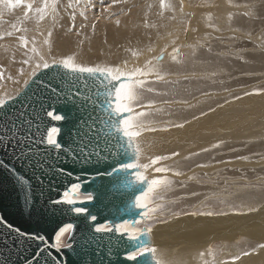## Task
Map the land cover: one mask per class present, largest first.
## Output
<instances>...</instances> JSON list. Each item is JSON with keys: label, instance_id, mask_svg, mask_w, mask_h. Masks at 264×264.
I'll return each mask as SVG.
<instances>
[{"label": "snow or ice", "instance_id": "snow-or-ice-1", "mask_svg": "<svg viewBox=\"0 0 264 264\" xmlns=\"http://www.w3.org/2000/svg\"><path fill=\"white\" fill-rule=\"evenodd\" d=\"M117 5H127L122 8L121 13L131 17L132 13L141 5L136 0H109L107 4L101 3L104 12ZM93 0H0V41L8 38L16 41L15 49L22 50L24 57L19 61L21 65H27L26 72L21 67L19 77L27 75L22 84L19 77L8 75L5 77V69L0 66V87L5 80L21 85L13 93L7 91L0 97V171L11 181L18 197V205L21 214L31 219L34 215L55 216L60 214L74 213L77 217L83 216L86 223L78 229L73 221L60 225L54 233L48 235L42 231H25L10 223L0 212V264H14L13 257L20 264H112L111 257L120 252L124 253V259L135 262V264H183L175 257H166L152 243V233L158 224H169L173 220L185 217L215 218L221 216L237 215L244 216L249 213L258 212L260 209L250 206L245 211L232 208L231 211L207 206L203 201V207L193 206L192 210L173 211L167 209L169 215H164L166 208L165 196L168 192L175 191L177 187H186L184 181H176L169 178L184 176L185 173L174 169L172 166H163L162 162L180 156L179 152L170 155H157L149 157L148 163H140L144 148L142 137L146 133L168 132L172 129H184L191 120L177 122L172 119L164 120L162 123L153 117L158 114L171 116L170 109L157 107L158 103L164 105L185 104L195 107L187 99H176V90L182 85L181 79L171 80L172 75L165 70L164 62L170 58V62L180 65L179 36L171 31L165 35L172 37L168 43L160 48L158 55H153L146 61L143 67H128L129 62L125 60L122 65L112 66L107 63L85 64L79 63L74 55L63 58L47 57L52 54V37L54 31L63 28L61 20L68 16L70 26L66 29L72 33L76 24L77 15L87 20V10L95 8ZM154 4H147L143 15V27L148 30H156V38L164 39L160 29H167L164 20L176 21L184 25L183 32H196L199 29L192 27V21L196 18V11L186 12L185 7L191 9H204L216 7L208 0H200L192 3V0H158L159 11L156 16L161 23L149 20V12ZM230 7H243L247 11L239 15L250 20L260 18L259 9L249 4H229ZM80 9L77 13V9ZM21 10L22 16L17 22L3 21L5 11ZM170 13V16H166ZM204 15V13H201ZM115 15V13H110ZM237 13L229 12L227 19L231 28V21ZM209 21L212 14H206ZM32 23L33 27L27 25ZM9 24V27H3ZM119 26L120 21H116ZM82 27H87L83 25ZM92 32L95 33L96 25L92 24ZM140 27V25H137ZM213 31L220 32L221 29L207 24ZM233 32L237 28H231ZM33 32L31 36L29 32ZM77 36L81 35L76 31ZM147 34V33H146ZM249 37L251 33L249 32ZM149 40L152 39L148 35ZM220 39V37H213ZM235 40V36L228 37ZM209 40V37H205ZM83 43V40L79 41ZM193 47V55L196 49L205 48L211 53L210 43L188 45ZM5 51L9 48L0 43ZM171 47L172 51L168 52ZM148 53H155L156 48L148 45ZM264 50V46H262ZM143 54V50L133 51L134 58ZM242 59V57H236ZM15 62V55L12 57ZM246 62V61H245ZM220 71H212L200 79L212 78L220 75ZM196 79L195 73L183 75V82H191ZM223 83V81H221ZM164 85V88L157 87ZM169 97L162 101L156 99H145V96ZM204 96H212L209 91L203 92ZM264 95V89L245 91L243 96L235 95L232 100L225 99V103H232L243 99L244 96ZM62 103L72 110L73 120L71 127L65 132L60 125H48L46 117L53 121H66L68 116L63 113L49 110L51 105ZM217 107L223 108L224 104ZM217 107H210L202 111L194 119L199 120L215 113ZM63 134V136H62ZM220 141L205 147L200 152H193L185 156L188 160L199 157L202 153H208L213 149H220L224 144ZM231 151H237L232 148ZM259 155V154H258ZM235 159L250 162L249 156H238ZM68 160L73 166H79L81 170L91 176V180H81L77 176L76 181L65 187L60 198L50 199L44 203L43 177L49 173L59 175H71L66 172L62 165ZM214 163H197L198 168L215 167L216 164H231V159L215 160ZM152 168L155 173L162 174L158 178L149 179L146 175L148 169ZM128 177L125 184L124 176ZM207 176V173L204 174ZM31 176L41 188L37 189L29 179ZM103 177L112 178L110 187L103 183L96 186V181ZM194 177L189 176L188 180ZM89 185L88 188H83ZM132 187L131 194L124 191ZM90 189V190H89ZM5 191L0 182V197ZM105 193L126 197L123 200L124 207L118 212L117 219H107L98 222V216L91 212L88 207L80 206L90 204L96 196H104ZM199 195L192 192L191 196ZM189 197H179L187 199ZM206 200L213 197H206ZM167 203L175 204L176 200ZM220 204L225 201L220 199ZM67 205L68 208H57L55 206ZM207 209V210H206ZM142 227H139L141 226ZM104 235H108L107 242ZM67 237V239H65ZM113 249L115 251H113ZM259 250H264V243L258 244L251 251H243L235 255L231 264L241 260V256L248 257ZM212 253L211 247L206 250ZM206 252L199 253L201 259ZM205 264H208L205 261ZM222 264H229L223 261Z\"/></svg>", "mask_w": 264, "mask_h": 264}, {"label": "rangeland", "instance_id": "rangeland-1", "mask_svg": "<svg viewBox=\"0 0 264 264\" xmlns=\"http://www.w3.org/2000/svg\"><path fill=\"white\" fill-rule=\"evenodd\" d=\"M218 1L219 0H208V3H212L219 7V4L222 2L219 3ZM232 1L234 4L255 5L261 14L260 18L250 20L245 16L239 15L248 9L243 7H230L231 10L227 13H237L231 21V28L239 29L233 32L229 27V21L226 23L224 22L223 12L219 9V12H217L218 10L215 11V8H218L217 6L204 9H192V11L195 10L198 14L191 22L192 27H196L199 30L196 32L189 31L186 35L183 32L184 25L179 22V17L176 21H163V23L168 25L167 30L179 36L177 44L183 45V47L180 48V59L183 61L184 65L188 64L189 59L186 58V62L183 58L192 54L194 51L193 47H189L188 45H196L199 43L207 47L210 43L212 51L209 53L205 48L196 49V52L199 54L198 62H202L198 67L189 64L188 66H184L183 64L177 66V64L174 63L173 65L175 67H173V70L172 68L169 70L165 67V70L172 73V75L168 77L171 80L181 79L182 81L183 75L195 73L196 79L191 82L182 81V85L176 90L175 96L176 99L189 100L195 107L176 103L170 105L158 103L157 107L170 109L173 114L170 117L164 114H158L153 118L161 122L168 119L177 122L191 120L192 123L186 124L184 129L170 130V132L173 131L175 133L174 136L181 134L178 138H181L183 133L192 130L202 132L209 138L208 144L210 146L206 145L205 147L211 148V144H214V142L224 141L225 143L220 149H213L210 153L204 154V156L200 158L192 157L188 161H185V156H181V148H175V150L173 148L166 150L163 154H158L170 155L174 151L180 153L179 157L164 161L162 165H170L174 169L184 172L185 175L180 177H173L170 173L168 175H170L169 178L176 181H184L187 185L182 188L177 187L175 191L168 192L165 196V200L162 202L165 203L166 211L164 215L166 216L169 215L167 209L173 211L192 210L193 206L203 207L202 201L207 206L214 207L217 210L219 208H224L225 210L231 211L232 208L238 207L240 211L247 212L250 206L257 207L260 210L244 216L229 215L215 218H187L182 216L183 218H187L184 220L186 224L185 226H178V229H176V234L174 233L175 235L173 238L177 243L175 242L173 245L175 246L174 249L177 255H185H183L184 259L182 262H186H183V264H187L188 261V264H205V261H207L208 264H220L221 261H228L229 264H231L235 255L241 254L243 251H251L258 244L264 243V197H261V195H264V95L244 96L241 100L225 103V99L232 100L235 95L243 96L245 91L264 89V50H262V46H264V0ZM65 2H67V0H65ZM102 2L107 4L109 0H93L96 6L95 8L87 10V20H83L77 15L75 21L76 28L72 33L66 31L70 26V20H62L61 24H63L64 27H58L54 31L52 37V54L47 57L48 59L52 57L59 59L68 55H74L79 63H107L116 66V64L122 63L121 61L127 58L135 59L132 55L133 51L143 50V53H146L151 58L153 55H156L158 51L156 50L155 53L150 55L151 53H148L146 50L148 45L157 48L155 44H159L165 39L166 43H168V38L165 35V33L168 32L166 29H160L161 35H164L165 38L161 39V41L159 39L158 41L156 38V30L153 29V31L149 33L151 30L145 29L142 26L144 23L142 17L146 5L149 3L155 5L149 12V20L158 24L161 23L156 16V13L159 11L158 0H136V3L141 5V7H138L132 13L131 17L121 13V9L127 8V5H117L110 8L108 12H104L103 8L100 6ZM199 2L200 0H192L193 4ZM185 8L186 12H191V8L187 6ZM79 11L80 9L78 8L77 13H79ZM222 11H224L223 8ZM209 12L212 14L211 21H209L206 16ZM110 13H115V15H110ZM201 13H204V15ZM217 14H220V16ZM20 16H22V11L19 9L11 12L5 11L2 20L15 23ZM166 16H170V13H166ZM67 18L68 16L65 15L64 19L66 20ZM122 19L125 20L117 26L115 22L117 20L121 21ZM0 23H2V21H0ZM29 24L32 25V23ZM92 24L96 25L94 34L92 32ZM207 24L218 27L221 31L215 32L212 27H206ZM83 25H87V27H82ZM137 25L141 26L137 27ZM5 26L9 27L7 24H3V27ZM29 28L32 27L30 26ZM1 29L2 28H0V30ZM76 31H80L81 35L77 36L75 34ZM128 32L130 33L127 34ZM249 32L251 33V37L248 35ZM145 33H149L152 39L149 40ZM32 34L33 32L31 31L28 33L29 36ZM206 36L209 37V40H205ZM230 36H235L236 39L229 40L228 37ZM213 37H220V39H213ZM171 38L172 37H170V39ZM81 40H83L82 44L79 43ZM136 41H142L138 49L134 48V42ZM0 43L7 45L9 48L8 51H5L3 47H0V66L4 64L5 77L8 75L19 77L18 70L21 67H24L26 72L30 70L27 65H21L19 63L24 57L21 55L22 50L15 49L16 41L14 39L8 38L4 41H0ZM168 50L171 52V47ZM199 51L202 52L201 55ZM13 55H15V62L12 61ZM141 56L142 55L138 58H141ZM236 57H242V59H237ZM148 59L145 60L147 61ZM135 60H137V58ZM146 61L141 64L142 66L140 64L139 66L143 67ZM16 68L19 69L16 70ZM214 70L220 71L221 73L214 77L215 83H212V78L200 79L201 74L206 76ZM26 78H28L27 75L19 77L21 84ZM221 81H223V83H221ZM19 87H21V85L5 80L3 82V87H0V97L4 95L5 91L11 94ZM157 87L164 88V85H158ZM204 91L212 92L213 95L206 97L203 95ZM153 98L159 102L169 97H151L147 94L145 96L146 100ZM218 104H224V107L219 108L217 107ZM210 107H217V111L215 113H210L204 119H199L200 121L194 119L195 116H199L202 111H207ZM236 107H253L254 111L252 110L251 115L247 116L246 112L241 113L240 110L235 109ZM225 114H227V117L223 118ZM162 117L165 119H161ZM251 120L254 121L252 122ZM190 132L188 134H190ZM149 144L156 145V143L153 142ZM156 146L162 147V145ZM143 148L147 149V146L144 144ZM232 148H236L237 151H231ZM202 149L196 152H200ZM150 154V157L157 156L156 152L153 150H150ZM207 155H209V157H207ZM245 155L250 157V162L235 159L238 156ZM213 156H215L216 161L231 159L234 162L231 164H216L215 167L209 168L196 167L197 163H214L212 160ZM149 171L150 173L151 171L154 172L152 168H150ZM205 173H207V176L204 175ZM154 174V178H158L162 175H158L159 173L155 172ZM189 176L194 177V179L188 180ZM192 192H198L199 195L191 196ZM179 197L189 198L179 199ZM206 197H213V199L206 200ZM220 199H223L225 203H218ZM169 200H176V203L169 204L167 203ZM195 225H198L197 228ZM139 227H142V225ZM188 229L191 233L188 232ZM206 232H208V234ZM207 238H209V240ZM65 239H67V237H65ZM164 239L165 238H162L161 240ZM166 243L171 244V239L166 240ZM208 247L212 249L211 254L206 252ZM203 250L206 252V258L204 257L202 260L199 253ZM259 251L253 253L254 256H248L243 259V256H241V260L237 261L236 264H264V250Z\"/></svg>", "mask_w": 264, "mask_h": 264}, {"label": "water", "instance_id": "water-1", "mask_svg": "<svg viewBox=\"0 0 264 264\" xmlns=\"http://www.w3.org/2000/svg\"><path fill=\"white\" fill-rule=\"evenodd\" d=\"M49 110H54L58 113H63L68 116V120L66 121H53L51 118L46 117V122L48 125H60L62 128H64L65 132L68 131V129L71 127V122L73 120L72 110L70 107L64 106L62 103H56L51 105ZM63 136V134H62ZM59 167H63L66 172H70L71 175H59V174H53L49 173L47 176L43 177L44 185H43V193H44V203L47 204V202L50 199H57L60 198L62 192L65 190V187L72 184L76 181L77 176L81 178V180H91V176L87 173L83 172L79 166H73L72 162L68 160L66 163L62 165H58ZM124 176V174H121ZM29 179L32 180L33 185L35 188L39 189L41 188V185L37 183L31 176H29ZM112 180V178L109 177H103L100 180L96 181V186L99 187L101 183L105 185V187H110L109 181ZM0 182L3 183L5 191L3 193V196L0 197V212L3 213V215L6 217V219L18 226L19 228L25 230V231H42L48 235H51L55 232V230L62 224L67 223L69 221H73L78 229L80 227H83V225L86 223L83 216L77 217L74 213H66V214H60L59 212L55 216L46 215V216H40V215H34L31 219L21 214L19 205H18V197L15 193V189L13 188V185L11 181L5 176V174L0 171ZM124 182L125 184L128 183V177L124 176ZM89 185H84L83 188H88ZM90 190V189H89ZM127 193L131 194L133 191L132 187H127L124 189ZM126 199V197H122L120 195H112L105 193L104 196H96L94 201L90 204L86 205H80L84 207H88L91 212L96 214L98 216V222H103L107 219H117L118 212L123 209L124 203L123 200ZM57 208H68L69 206L63 205V206H55ZM108 235H104V241L107 242ZM113 251H115L113 249ZM3 257H0V260H2ZM112 264H135V262L127 261L124 259V253L120 252L116 255H113L111 257ZM14 264H20L19 261L13 257Z\"/></svg>", "mask_w": 264, "mask_h": 264}, {"label": "bare ground", "instance_id": "bare-ground-1", "mask_svg": "<svg viewBox=\"0 0 264 264\" xmlns=\"http://www.w3.org/2000/svg\"><path fill=\"white\" fill-rule=\"evenodd\" d=\"M219 3L220 2H222V3H220L219 4V7L218 8H215V11L216 10H221V12H223L222 13V15L224 16V22L226 23V22H228V19H227V12L229 11V10H231V8H230V6H229V4H234V2L232 1V0H219L218 1ZM236 4V3H235ZM239 4V3H238ZM101 5V4H100ZM222 8L224 9V11H222ZM186 9V8H185ZM234 9V8H233ZM219 10L217 11V12H219ZM238 10V9H237ZM191 11H192V9H191ZM11 15H12V13H11ZM198 15V14H197ZM218 15V14H217ZM13 16V15H12ZM11 16V17H12ZM216 16V15H215ZM218 16H220V14L218 15ZM217 16V17H218ZM17 17V16H16ZM16 17H14V18H16ZM4 18V17H3ZM13 19V18H12ZM135 19V18H134ZM67 20H69V17L65 20V19H63V21H67ZM125 19H122L121 21H120V23L122 22V21H124ZM136 20V19H135ZM135 20H133V21H135ZM152 20V19H151ZM105 21H106V19H105ZM132 21V22H133ZM61 22H62V20H61ZM116 23V22H115ZM134 23V22H133ZM137 24V23H136ZM8 26H9V24H7ZM175 25V24H174ZM33 27V25H31V24H28V27ZM116 26V25H115ZM141 26V25H140ZM172 26V25H171ZM6 27V26H5ZM175 27V26H174ZM173 27V28H174ZM168 29V28H167ZM166 29V30H167ZM3 29H1L0 31H2ZM174 30V29H173ZM125 31H126V28H125ZM153 30H151L149 33H151ZM167 31H170V30H167ZM178 31V30H177ZM127 32V31H126ZM240 32V31H239ZM130 32H128L127 34H129ZM149 33L148 34H146L147 36L149 35ZM113 34H115V33H113ZM166 34V33H165ZM107 36H109V35H107ZM168 38V40L170 39V37H167ZM186 38V37H185ZM196 38V37H195ZM166 40V39H165ZM164 40V41H165ZM167 40V41H168ZM159 41V40H158ZM160 41H161V39H160ZM164 41H161L159 44H155V45H157V48H156V50L158 51L157 53H156V55H158L159 54V51H160V48L163 46V44H165L166 43V41L164 42ZM141 42L142 41H136V42H134V48L135 49H138L139 48V46H141ZM191 42V41H190ZM157 43V42H156ZM112 45V44H111ZM190 51V50H189ZM193 51V50H192ZM168 52H169V50H168ZM199 53H200V55H201V53L202 52H200L199 51ZM153 53H151L150 55H152ZM166 55V59H165V62H164V68L166 67V69H171L172 68V70H173V67H175L174 65H173V63H171L170 62V58H167V53L165 54ZM199 54L196 52V54L195 55H193V53L192 54H189V55H187V56H183L184 58L183 59H185V61L187 62V60H186V58H188L189 60H188V64L189 65H191V66H194V67H198V66H200L201 64H202V62H198V59H199ZM209 56V55H208ZM148 58H150V56L149 55H147L146 53H143L142 54V56H141V58H137V60H135V59H131V58H127V59H125V60H127L128 62H129V64H128V67L129 68H131V67H140L139 66V64L141 65L143 62H145L146 60L145 59H148ZM125 60H123V61H121L122 63H118V64H116V66L117 65H122L123 64V62L125 61ZM145 60V61H144ZM188 64H183L184 66H188ZM3 66H4V64H3ZM16 66H17V64H16ZM142 66V65H141ZM178 66V65H177ZM181 68H182V66H181ZM17 69H19V68H16V70ZM175 69V68H174ZM171 70V71H172ZM173 72V71H172ZM198 74H200V73H198ZM254 74V73H253ZM252 75V74H251ZM256 75V74H255ZM201 76H203L202 74H201ZM249 76V75H248ZM254 76V75H253ZM198 77H200V76H198ZM173 79V78H172ZM183 81V80H182ZM162 99H164V98H162ZM161 106H162V104H161ZM235 109H237V110H240V112L242 113V112H246V115L247 116H249V115H251V112H252V110H253V107H246V108H243V107H240V108H238V107H236ZM254 111V110H253ZM250 113V114H249ZM227 114H225L224 116H223V118L225 117H227L226 116ZM258 116V115H257ZM168 117V116H167ZM207 117V116H206ZM206 117H203V118H201V119H204V118H206ZM244 117H246V116H244ZM260 117V116H259ZM230 118V117H229ZM161 119H165L164 117H162ZM244 119H246V118H244ZM258 119V118H257ZM200 121V120H199ZM222 121V120H221ZM252 122L254 121V120H251ZM159 122H161V121H159ZM162 123V122H161ZM200 124V123H199ZM202 126H203V124H202ZM201 126V127H202ZM203 129H205V128H203ZM186 130H188V129H186ZM226 130V129H225ZM183 131V130H182ZM191 131V132H190ZM190 131H188V132H185V133H183V135L181 136V138H178V137H180V135L181 134H179L178 136H174L175 135V133L172 131V132H156V133H146L143 137H142V142L145 144V146H147V149L145 148L144 149V151H143V154H142V157H141V160H140V163H148L149 162V157L151 156V154H150V150H153V151H155L156 152V154L158 155V154H163V153H165V151L166 150H170V149H173L174 148V150H175V148L176 149H180L181 148V156H188L189 154H191V153H193V152H196L197 150H200V149H202L203 147H205L206 145L207 146H210L208 143H209V138H207V136L205 135V134H203L202 132H199V131H192V130H190ZM190 132V134H188ZM213 135V134H212ZM264 135V134H263ZM152 136V137H151ZM229 138V137H228ZM241 140V139H240ZM156 143V145H162V147H159V146H156L155 144H149V143ZM192 142V143H191ZM142 143V144H143ZM215 143V142H214ZM143 144V145H144ZM150 146H149V145ZM212 145V144H211ZM216 152V151H215ZM208 153H210V152H208ZM204 154H207V153H202L198 158H200L201 156H204ZM213 154V153H212ZM209 155H211V154H209ZM209 155H207V157H209ZM190 156V155H189ZM148 157V158H147ZM179 157V156H178ZM188 160H190V159H188ZM187 160V161H188ZM179 161V160H178ZM186 161V160H185ZM210 162V161H209ZM234 162V161H233ZM216 169V168H215ZM218 170H219V168H218ZM146 175L148 176V178L149 179H151V178H154V172L153 171H151V173H150V171H149V169L147 170V172H146ZM157 175V174H156ZM158 175H160V174H158ZM170 176V175H169ZM187 196V195H186ZM261 197H264V195H261ZM198 206V205H197ZM188 218V217H187ZM187 218H183L182 216H181V218H180V220H173L171 223H169V224H159L158 226H156L155 228L156 229H154V231H153V233H152V243L160 250V252L161 253H163L166 257H169V258H171V257H175V258H177L179 261H182L183 259H184V257H183V255L182 254H178L177 255V253H176V250L174 249L175 248V246L173 245V243H177V241H175L174 240V238H173V236L176 234V229H178V226H185V224H186V222L184 221V220H186ZM191 218V217H190ZM205 218V217H204ZM244 219V218H243ZM190 221V220H189ZM210 221V220H209ZM199 223V222H198ZM194 224V223H193ZM196 226V225H195ZM194 226V227H195ZM198 226V225H197ZM197 226H196V228H197ZM185 228V227H184ZM195 228V229H196ZM231 228V227H230ZM256 228V227H255ZM183 229V228H182ZM193 231V230H192ZM208 231V230H207ZM211 231H212V229H211ZM188 232H189V229H188ZM213 233H214V231H212ZM175 233V234H174ZM182 233H184V232H182ZM189 233H191V232H189ZM207 234H208V232H206ZM210 234V233H209ZM180 236H183V235H181V234H179ZM214 236V235H213ZM255 236V235H254ZM176 237H177V235H176ZM179 237V236H178ZM184 237V236H183ZM188 237V236H187ZM190 237V236H189ZM162 238H167L166 240H169V239H171V244H168V243H166V240L164 239V240H161ZM208 240H209V238H207ZM206 239V240H207ZM210 240H211V238H210ZM200 244V243H199ZM209 248V247H208ZM207 248V249H208ZM240 248V247H239ZM188 250V249H187ZM230 250V249H229ZM228 250V251H229ZM204 251V250H203ZM205 252V251H204ZM207 252V251H206ZM259 252H262V251H259ZM230 253H232V252H230ZM264 253V252H263ZM262 253V254H263ZM188 254V253H187ZM257 255H259V254H257ZM264 255V254H263ZM178 256V257H177ZM185 256V255H184ZM198 256V255H197ZM251 256H254V255H251ZM256 256V255H255ZM191 257V256H190ZM192 258V257H191ZM195 258H196V256H195ZM194 258V259H195ZM206 258V257H205ZM243 258H245V257H242V259ZM254 258V257H253ZM190 259V258H189ZM193 259V258H192ZM197 259V258H196ZM195 259V260H196ZM204 259V258H203ZM202 259V260H203ZM228 260V259H227ZM230 260V259H229ZM216 261H218V260H216ZM243 261V260H242ZM184 263L186 262V261H183ZM200 262V261H199ZM198 262V263H199ZM188 263H189V261H188ZM187 263V264H188ZM193 264V263H192ZM220 264H222V261L220 262ZM240 264H242V263H240Z\"/></svg>", "mask_w": 264, "mask_h": 264}]
</instances>
